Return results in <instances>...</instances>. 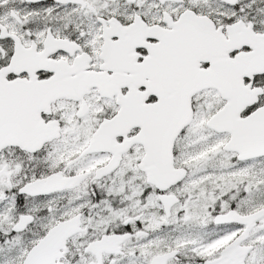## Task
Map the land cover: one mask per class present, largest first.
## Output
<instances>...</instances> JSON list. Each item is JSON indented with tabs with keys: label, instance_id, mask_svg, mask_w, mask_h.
<instances>
[{
	"label": "snow or ice",
	"instance_id": "6c2138e0",
	"mask_svg": "<svg viewBox=\"0 0 264 264\" xmlns=\"http://www.w3.org/2000/svg\"><path fill=\"white\" fill-rule=\"evenodd\" d=\"M0 264H264V0H0Z\"/></svg>",
	"mask_w": 264,
	"mask_h": 264
}]
</instances>
